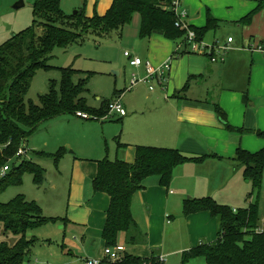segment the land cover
<instances>
[{
	"label": "trees",
	"instance_id": "1",
	"mask_svg": "<svg viewBox=\"0 0 264 264\" xmlns=\"http://www.w3.org/2000/svg\"><path fill=\"white\" fill-rule=\"evenodd\" d=\"M174 0H112V4L103 16L97 14L86 17L84 11L75 15H65L60 9L61 0H35L32 6L33 21L24 31L13 34L0 45V171L11 159L23 141H27L44 122L65 114L87 113L95 121L105 116L106 101L98 109L89 107L81 96L87 91L90 72H82L72 67L58 68L61 78L58 84L51 82L47 94L39 98V105L25 100L32 77L38 70H49L47 65L51 52L58 48L67 50L81 45L83 35L106 42L120 40L122 29L132 21V16H140L138 37L145 39L162 33L167 40L175 42L184 38L185 32L176 28L175 16L171 10ZM255 11L245 16L240 24L246 25L253 14L264 8V0L257 2ZM45 20L43 34L38 36L40 21ZM215 20L207 16L202 28L189 27L201 41L204 35L214 29ZM81 32V33H79ZM79 73L85 79L73 77ZM108 106V105H107ZM216 113L225 122V114L220 108ZM93 121V119H90ZM229 130L240 136L254 134L264 139L262 131L234 129ZM63 149L53 155L35 153L39 157L54 159L57 162ZM209 158L221 159L215 155L191 156L177 149L151 146H136L135 157L131 164L123 161H110L104 158L97 162V173L93 181L94 193H104L109 197V207L102 229L101 238L105 247L117 245V235L126 233L129 238L136 230L131 215L132 195L143 188L142 182L150 176H158L162 186H168L174 168L184 163L201 164ZM14 161V160H12ZM17 161V160H15ZM231 162L243 168L242 174L255 191L253 203L246 208L233 211L230 207L218 204L210 197L188 199L183 204L182 214L207 211L218 223L217 239L210 244H200L182 254L181 263L193 259H203L205 264H264V231H258L259 194L264 170V148L250 153L238 148ZM24 173L33 176V184L41 186L44 182V170L27 161H21L17 167L0 177V192L6 186H20ZM55 218H46L35 201H27L22 195L7 203L0 202V230L16 238V244L9 246L0 243V264H26L33 241L25 239L28 229L55 222ZM104 263V262H103ZM102 264V261L101 263ZM104 264H163L160 259L151 256L140 258L125 253L119 261Z\"/></svg>",
	"mask_w": 264,
	"mask_h": 264
},
{
	"label": "crops",
	"instance_id": "2",
	"mask_svg": "<svg viewBox=\"0 0 264 264\" xmlns=\"http://www.w3.org/2000/svg\"><path fill=\"white\" fill-rule=\"evenodd\" d=\"M229 1L230 0H184L183 6L189 13L187 15L189 18H187L186 22L188 27L202 28L206 25L207 16H209L215 20L214 29H212V31H215L219 28L221 22L228 21L226 19H233L235 16L239 17V20H235L234 22L243 26L246 30L245 48H247V53H249V51L251 52V56H247L239 62L240 72H238L237 78H235V84L237 83L240 88L246 87V84H248V91L250 88L252 89V87H255V85H260V88L264 92V8L253 14L248 24L242 25L240 21L245 16L255 11L259 0H254L250 5L246 6L244 9V13L246 12V14L243 13L244 15L241 14V12L237 15L234 14L231 7H228ZM83 4L79 1L78 6L75 7H78L80 11L83 10L86 17H92L95 14L103 16L110 8L112 0H93L90 5L87 4V8ZM82 6L84 7L81 8ZM255 22V28L253 26L251 27L250 23L253 24ZM257 24H259V26H257ZM260 24L263 25V28L260 27ZM129 25L122 29L120 40L132 50H136V57L144 61H150L154 67H159L162 64H167L168 66V62H170L175 55L181 56L182 54L189 53L187 47H185L184 38L175 42L170 40L167 42L165 40L166 38L164 39L162 35L153 34L148 38L140 39L138 37L140 26V16L138 14L132 16V21ZM134 39H137L138 42ZM202 41L203 38L201 43ZM206 46L216 45L213 43L212 45L207 44ZM245 48H243V50H245ZM233 51L238 52V49L234 48ZM252 53L257 54V56L254 58ZM204 57L209 60L207 56L204 55ZM189 60L192 62H201V59H196L193 56L189 57ZM247 63H249V66L252 68H249L248 72H246ZM139 70L143 72V69ZM214 72L210 66L207 68H196L191 80L197 88H194L192 84L191 86L193 89L203 92L202 95H192L188 98L186 95H181L180 92H176L173 99L165 97L161 101L162 106L156 109V111H162L160 115L154 114V117H151L150 114L146 112L137 114L146 120L147 123L136 127L133 130L134 134L132 136L123 138L112 137L114 142L112 148H109L107 143H105L107 140L103 135L96 143H93L95 138L93 140V138L86 136L83 138L81 144L76 146L63 139L54 141L56 142V146H54L55 149H57V151L63 149V153L58 161L55 162L57 164L55 174L58 176V179L52 182L51 188L56 192L59 189H63L65 186L66 195L64 202H60L59 204L57 200L51 199L50 206L53 207V209L46 213L47 217L55 218L56 221L63 224V247H75L77 250L76 252H78L80 256V263L83 262L85 264L87 261L102 260L104 258L103 249L105 244L101 238V234L110 200L106 194L94 193L93 191V181L96 177L98 161L107 158L110 161L119 160L131 164L134 161L136 146L177 149L186 155L201 156L216 154L211 152L203 154L191 152H199L202 145L207 144L209 145L208 147H211L218 154L231 155L232 153L235 154L240 146L246 147L249 144L248 141H238L236 145V143L230 141L229 137L223 133L224 128L228 129L226 127L228 122L226 117L225 122L219 119L216 108L218 107L221 110V106L225 108L226 95L223 94L220 96V94L226 93V91H232L233 88L221 84L216 89L217 91L219 90L220 93L212 98L211 94L214 93V90H210V88L207 87V81ZM243 98L244 100H248L246 93L243 95ZM218 99L219 102H217ZM247 103L250 107L253 106V103L249 101ZM99 107L92 108L98 109ZM222 112L224 111L222 110ZM117 118H119L121 123L123 117ZM217 118L219 122L215 121ZM106 120L100 121V126H102L103 122ZM244 130L253 131V133L260 131L253 129ZM230 131L233 132L238 140H241L242 137L245 136H240L239 133L233 130ZM250 135L256 136L255 133ZM69 147L73 149L74 153L70 152L68 157H66V148ZM242 150L249 152L247 149ZM40 152L45 153L44 151ZM55 153L45 154L50 156ZM234 154L223 159L209 158L201 164L184 163L179 167L177 166L172 183L166 187L160 184L158 176L145 178L142 182L143 188L132 195L130 202L131 215L136 230L132 233L131 238H129L126 233L120 232L117 235V244L123 245L125 253L129 255L140 258H150L154 256L160 259L163 264H167V258L172 254L181 255L182 258L183 253L197 245L213 243L217 239L218 233V223L216 219L207 211L196 212L184 216L182 214L183 204L188 199L210 197L215 200L214 198L217 197H211L212 193L217 191H213V183L209 181L206 183L205 179L202 181L201 172L203 170L210 173L221 166L223 170L227 169L232 172L238 171L243 177V168L230 161ZM37 158L43 159L46 157L38 156ZM185 166H187L185 168L187 170L186 177V170L182 169ZM184 179L189 182L193 179L192 194L187 198L185 197L188 193L182 187ZM246 182L249 183L248 181ZM171 186L175 188V192L169 191V187ZM226 191L228 190L222 189L221 195ZM253 201L254 199L252 201L250 200L244 208L253 203ZM232 210L235 211L238 209ZM263 226L264 215H260L259 213L258 228L260 231H264ZM173 230L177 235V237L173 238L177 248L171 250V247H169L167 243V232ZM68 252L70 254V251ZM71 255H75V252ZM193 260L195 262L194 264H201V262H204L201 258Z\"/></svg>",
	"mask_w": 264,
	"mask_h": 264
},
{
	"label": "rangeland",
	"instance_id": "3",
	"mask_svg": "<svg viewBox=\"0 0 264 264\" xmlns=\"http://www.w3.org/2000/svg\"><path fill=\"white\" fill-rule=\"evenodd\" d=\"M34 1L35 0H0V45L10 39L13 34H18L31 26L34 19L32 14ZM79 1L82 2V4L84 3L83 5L87 8V4L90 5L93 0H61L60 9L65 15H73L78 9V7L75 6H78ZM253 1L254 0H230L228 7H231V10L236 15L240 12L243 14L246 6L250 5ZM20 2L23 4L22 7L13 10L12 8ZM183 2L184 0L180 1V10L186 12L188 15L189 13L184 8ZM78 11L80 10L78 9ZM244 14H246V12ZM238 18L239 17L235 16L233 19H226L228 21L221 22L217 30L208 31L203 37V45H212L214 43L217 48H224V46H227L221 57V61L217 60L215 63H212L201 53L191 52L182 54L181 56L175 55L170 62H168V70H165V82L163 83V86H160L154 79L151 80L149 84L138 83L136 86L130 87L129 82L131 76L135 74L137 76L136 78L139 79L142 72L137 68L129 66L128 60L123 56V53L129 52L131 55L136 56V50H132L121 40H117L116 42H106L95 37L81 34V36H83L82 39L84 40L81 45L72 46L67 50H61L58 48L54 49L51 52L52 57H50L47 62V65L51 67V69L38 70L35 72L30 82L25 100H29L33 104L39 105V98L48 93L51 82H55L56 84L59 83L61 75L58 68L64 69L72 67L75 70L91 73L86 85L87 91L81 96L86 100L87 105L90 107L97 108L101 102L106 101L104 108L106 114L102 118H98L99 120L97 121H94L96 116L89 118L93 119V121H86L75 115L65 114L51 121L42 123L37 128L36 132L30 136L27 141H23L18 148V151L24 149L30 152L26 151V153L20 154L19 156L15 155V159L13 158L9 160L7 165L17 167L21 165V161H27L29 165L38 164L44 170L43 184L41 186L34 185L33 176L29 173H24L20 186H6L2 189L0 192V202L7 203L15 197L22 195L27 201L37 202L42 210L43 216L49 218L47 217L46 212L53 209V207L50 206L51 199L57 200L58 204L64 202L66 190L65 186L63 189H59L56 192L52 190V182L58 179V176L55 174L57 164L52 158H37L38 156L35 155V153L40 151H44L48 154L55 153L57 149L54 147L56 146V142L54 141L57 139L67 140L75 146L80 145L83 138L86 136L93 138V140L95 138L93 143H96L103 135L107 140L105 143H107L109 148H112L114 145L112 137L123 138L132 136L134 134L133 130L136 127L147 123L146 120L137 114L146 112L149 113L151 117H154V114L160 115L162 111L159 112L156 111V109L162 106L161 101L165 97L173 99L176 92H180L181 95H186L188 98L192 95H202L203 92L193 89V87L197 88V86L192 83L191 80L193 72L199 67L207 68L210 66L212 67L213 72L215 71L210 75V78L207 81V87H209L210 90H214V93L211 94L212 98L220 93V91L218 90V92L216 89L221 84L233 88L232 91H226V93L220 94V96L225 94L227 98L225 108L220 104L219 105L225 113L229 126H232L233 128L264 131V92L260 88V85H255V87H252V89L250 88L248 91V84H246V87L242 88L238 87L237 83L235 84V78H237V74L240 72L239 62L247 56H251V52L249 51V53H247V48H245L246 30L243 26L234 22L235 20H239ZM44 24L45 20L40 21V28H38L36 32L38 36L43 34ZM250 26L255 28L256 22L253 24L250 23ZM257 26H259V24H257ZM260 27L263 28V25L260 24ZM227 38H231L233 44L226 45ZM134 40L138 42L137 39ZM165 40L167 42L169 41L167 39ZM234 48L238 49V52L233 51ZM243 48H245V50H243ZM255 53H252L254 58L257 56ZM191 56L196 59H201V62H192L189 60V57ZM249 68L251 67L249 66V63H247L246 72L249 71ZM85 78L86 75L84 73H79L73 77V81L76 83L78 79ZM148 86L152 87V91L149 90ZM245 93L248 100H244L243 98ZM118 96L121 104L126 110V116L122 118L121 123L119 118L108 114L107 108L108 103L111 100L118 99ZM246 101L253 103V106L250 107ZM217 102H219V99ZM87 115L90 117L89 114ZM105 118H107V120ZM103 120L106 121L100 126V121ZM215 121L219 122L218 118ZM223 133L229 137L230 141L236 143V145L238 141H248L249 144L246 147L240 146V148L247 149L249 152H257L261 148H264V139L257 136L247 134L243 136L241 140H238L233 132L228 129L224 128ZM208 146L209 145L207 144L202 145L199 152L191 153L203 154L211 152L218 155L217 157H220L221 159L234 154H218ZM66 149V157H68L70 152L74 153L71 147ZM186 167L187 166L182 169H185ZM176 169L177 168H174L172 172L170 183H172ZM186 174L187 170L185 172V177ZM201 174L202 181L205 179L206 183L207 181L213 183V191L217 190V193L212 191L213 193L211 197L214 198L217 196V199H214L218 203L228 205L232 209L244 208L248 202L250 200L252 201L255 197V191H253L250 183H247L238 171L232 172L227 169L223 170V168L219 166L210 173L203 170ZM183 182L182 187L188 193L185 197L187 198L192 194L193 179H191L190 182L184 179ZM222 189H227L228 191L221 195ZM169 191L175 192V188L171 186L169 187ZM259 199V213L260 215H264V170ZM257 230L260 231L259 228H257ZM63 234V224L58 221L48 222L44 225L28 229L25 239L33 241V245L30 248L25 263L84 264L83 262H79L80 256L78 252H76L77 250L75 247H63ZM175 237H177V235L174 230L167 232V243L168 246L171 247V250L177 248L173 240ZM1 242H5L12 247L16 244V238L11 234L3 233L0 230V243ZM68 251H70V254ZM74 252L75 255H71L72 253L74 254ZM103 262L109 263L105 258L102 259V264H104ZM166 263L181 264V255H170L167 258ZM194 263V260H192L188 261L186 264ZM201 264H205V262H201Z\"/></svg>",
	"mask_w": 264,
	"mask_h": 264
},
{
	"label": "built area",
	"instance_id": "4",
	"mask_svg": "<svg viewBox=\"0 0 264 264\" xmlns=\"http://www.w3.org/2000/svg\"><path fill=\"white\" fill-rule=\"evenodd\" d=\"M180 0H174L172 5V12L175 16V27L184 31V41L189 50V53H201L209 58L212 63H215L217 60H222V55L224 54L227 46L224 48H217V46H206L201 43V41L197 40L196 34L193 30L189 29L187 20V14L184 11L180 10ZM232 42L231 38L227 39V44ZM260 49V48H259ZM123 56L128 60V64L132 68L143 69L142 75L139 79H137L136 75L133 74L131 76L129 85L130 87L136 86L138 83L149 84L151 80H156L157 83L163 86L165 82V70H168L167 64H162L159 67H154L150 61L142 60L139 57L132 56L129 52H124ZM149 90L152 91V87L148 86ZM108 114L115 115L117 117H124L126 115V110L120 102V99L112 100L108 103ZM76 117L81 118L83 120H90L87 114L77 112L75 114ZM107 119V118H105ZM95 121V120H94ZM26 153V150L20 149L16 156L20 154ZM11 169L10 165H5L2 167L0 171V177H3L9 170ZM125 254V249L123 245L117 244L113 247H104L103 256L110 262L119 261L122 256ZM102 260H91L87 261L85 264H100Z\"/></svg>",
	"mask_w": 264,
	"mask_h": 264
},
{
	"label": "water",
	"instance_id": "5",
	"mask_svg": "<svg viewBox=\"0 0 264 264\" xmlns=\"http://www.w3.org/2000/svg\"><path fill=\"white\" fill-rule=\"evenodd\" d=\"M22 5H23L22 2L17 3L12 9H13V10H17V9H19L20 7H22ZM77 12L80 13V11H75V12L73 13V15H75ZM154 34L162 35V33H160V32H154Z\"/></svg>",
	"mask_w": 264,
	"mask_h": 264
}]
</instances>
